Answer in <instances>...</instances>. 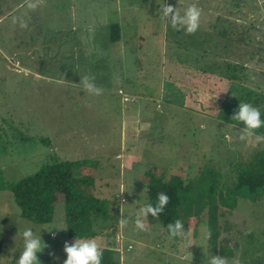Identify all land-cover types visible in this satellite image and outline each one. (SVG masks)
<instances>
[{
  "label": "rangeland",
  "instance_id": "1",
  "mask_svg": "<svg viewBox=\"0 0 264 264\" xmlns=\"http://www.w3.org/2000/svg\"><path fill=\"white\" fill-rule=\"evenodd\" d=\"M163 3L178 7L181 15L195 4L201 32L217 20L231 26L232 37L243 41L230 60L245 61L249 82L259 93L256 108L264 115V53L262 62L247 58L251 49L264 51V0H40L35 10L25 0H0V263L19 259L26 228L41 237L42 248L46 245L37 253L40 264L66 260L64 245L72 241L66 239L63 196H57L52 222L36 225L21 218L6 188L57 161H77L75 173L93 179L97 189L112 182L109 190L102 188L109 199L97 196L117 214L123 208L119 216L127 220L123 232L132 249L123 251L119 264H192L197 259L205 264L214 255L211 249L227 260L231 252L229 264L264 257V200L226 194L237 178L232 165L264 148V142L255 143L254 134L252 143L241 141L242 128L215 117L224 96L209 103L201 87L205 80L216 81L209 73L225 60L192 52L195 40L176 43L188 40V33H175L177 28L159 15ZM110 24L120 28L118 43H110ZM207 68L212 71L202 74ZM84 75L95 77L102 95L84 91L79 84ZM220 85L226 93L228 85ZM120 89L137 102L124 103ZM196 104H202L201 112ZM138 110L147 120L131 138L143 119ZM131 140L139 143L135 154L129 152ZM84 165L91 170L79 171ZM149 174L182 190L181 209L192 219L177 241L149 216L144 230L135 226L137 211L147 205ZM124 181L131 184L121 202L116 195ZM221 199L228 200L232 212ZM202 200L217 206L211 241Z\"/></svg>",
  "mask_w": 264,
  "mask_h": 264
},
{
  "label": "trees",
  "instance_id": "2",
  "mask_svg": "<svg viewBox=\"0 0 264 264\" xmlns=\"http://www.w3.org/2000/svg\"><path fill=\"white\" fill-rule=\"evenodd\" d=\"M109 27L110 43H118L122 37L120 28L115 24H110ZM183 30H185L183 27H178L175 33L182 34ZM232 35L231 26L222 24L221 20H217L214 24L209 25L208 29H202V32L198 29L192 34L185 35L188 40L176 43L186 45L191 39L195 40L192 43L193 47L191 46L194 49L192 52L197 54L202 52V55L225 60L222 68L217 72L213 71V74L209 73L217 77L216 81L209 79L210 81L205 80L202 82V94L209 103L214 102L216 95L219 97L223 95L224 98L219 104L220 110L215 117L226 123H233L236 127L243 129L244 125L238 121H232L231 117L238 109L240 103H249L257 107L259 93L256 91L255 86H251L252 82H249L245 61L237 57L238 62L230 60L233 56L235 57L233 49L243 41L238 37H232ZM193 37H197V39ZM262 53L264 51L260 48L251 49L247 58H249V61L255 59L262 62ZM210 71L212 70L209 68L202 69V74H207ZM248 83L250 86H247ZM220 84L228 85L226 93H223L224 87ZM184 99L186 100L187 97H184ZM188 101L185 102L191 104L192 100ZM197 106L200 108L195 109L202 110V104H196ZM261 120H264V115L262 114ZM254 135L264 136V126L255 130ZM233 166L236 168V170L232 169L233 171L235 170L237 178L231 187L227 188L226 194L237 199H246V195L254 196L253 199H250L253 201L261 199L264 196V148L255 149L248 155L247 160L239 159L236 165ZM77 167H80L79 163L70 161H57L45 164L33 174L27 175L14 183L7 184L6 188L12 193L21 218L36 225H47L52 222L54 204L57 196L62 195L64 198V223L67 237L74 241L77 237L95 238L100 235L105 242V247L101 250V264H116L113 247L114 238L111 237L116 234L118 227L117 211L115 213L105 201L97 199L93 195L90 179L76 174ZM147 176L149 177L146 185L147 205L156 204L159 192H165L170 197V202L163 213L160 214L159 219L152 217L151 214L148 216L160 221L165 234L175 241L178 236L171 237L166 228L167 225L174 220H180L185 225L190 218V216H185L181 209L182 204L179 192H182V190L163 182L155 175L149 174ZM209 191L212 193L213 189L210 188ZM227 201L221 199L220 203L232 210L233 208L227 204ZM216 209L217 206L210 203V201L202 200L201 212L205 210L208 214L206 222L208 233L215 227L211 216H213Z\"/></svg>",
  "mask_w": 264,
  "mask_h": 264
},
{
  "label": "clouds",
  "instance_id": "3",
  "mask_svg": "<svg viewBox=\"0 0 264 264\" xmlns=\"http://www.w3.org/2000/svg\"><path fill=\"white\" fill-rule=\"evenodd\" d=\"M25 3L29 9L35 10L39 6L40 0H25ZM159 15L170 22L173 28L183 27L188 34L196 32L200 26L201 11L195 4L189 5L184 10L183 15H181L178 7L163 3L160 4ZM94 80L95 77L84 75L81 76V82L79 84L83 87L85 92L100 96L103 94V89L98 88ZM231 119L232 121H238L244 125L242 131L239 132V139L248 143L253 142L252 138L255 130L264 126V120H261L259 109L249 103H240ZM227 127H232V125L229 124ZM261 142H264V136H256L255 143ZM169 202L170 197L165 192H159L155 205L148 204L137 211L135 220L136 228L144 230V220L147 219L149 214L159 219L160 214L163 213ZM119 223L123 227L127 224V220L122 216ZM183 227L182 221L174 220L169 223L166 228L171 237H177L186 235L183 231ZM203 230L205 229L202 228V231ZM20 235H22L24 247L17 260V264H40L37 253L41 252L46 247L44 244L42 248L41 237L36 236L31 228H26ZM208 235L210 236V232ZM64 252L67 258L63 264H101L102 251L98 237H77L73 242L65 243ZM206 264H229V261L222 256L213 255L208 257ZM232 264H240V262L236 259Z\"/></svg>",
  "mask_w": 264,
  "mask_h": 264
},
{
  "label": "crops",
  "instance_id": "4",
  "mask_svg": "<svg viewBox=\"0 0 264 264\" xmlns=\"http://www.w3.org/2000/svg\"><path fill=\"white\" fill-rule=\"evenodd\" d=\"M119 91H121V89L119 90ZM119 91H118V94H119ZM122 92V94L121 95H125V96H127V94H124L123 93V91H121ZM120 95V94H119ZM128 97V96H127ZM129 98H131L132 99V101H129V102H124L123 100V102L124 103H130V104H134V103H136L137 102V99L136 100H133L134 98L133 97H129ZM177 98H174V100H176ZM185 100V99H184ZM190 100V99H189ZM186 102H189L187 99L185 100ZM155 106L157 107V104H160V102H158V100H155ZM143 110V109H142ZM198 111H200L201 112V110H198ZM141 111H139L138 110V115H139V117H141V118H143L142 119V122H141V124L139 123V122H137L136 123V127H135V125H132L133 127H135V128H133L132 129V131H130V133H129V136L130 135H132V134H134V135H136L137 134V132H138V129H139V127H141V129H142V123H145V120H147V119H145V117L147 118V116L146 115H144V114H142V113H140ZM200 115V114H199ZM165 118V117H164ZM225 124H227L226 122H224ZM140 125V126H139ZM125 128H126V126H125ZM128 128V127H127ZM239 128V127H238ZM131 137V136H130ZM132 138V137H131ZM135 138V137H134ZM127 140V139H126ZM125 140V141H126ZM139 143H136L135 142V140H131L130 141V145H129V152H132L131 154H135V153H133L134 151H136V149H134V148H136V145H138ZM134 145V146H133ZM134 147V148H133ZM117 157V159L119 158V157H121L120 155H117L116 156ZM129 159V158H128ZM130 161H137V158H135L134 156H130ZM73 162H77V161H73ZM90 167V165L89 166H86V165H84L83 167H81L80 169H79V171L80 170H85V169H87V170H91V168H89ZM127 168L128 167H125V165L123 166V169L124 170H127ZM232 168L233 169H235L236 170V168H235V166H233L232 165ZM86 170V171H87ZM87 173V172H86ZM236 173V172H235ZM81 175V176H84V174H81V173H79L78 172V175ZM87 177V176H86ZM89 179H90V184H91V189H92V193H93V195L97 198V199H99L100 197H98L97 195H101V198L102 197H104V198H106V199H109V197L107 196V194H108V191L106 192V193H104V189H102L103 187H105V188H107L108 190L111 188L110 187V185L112 184V182L110 181V180H106L105 182H103V184L101 185L102 186V188H96L95 187V185H94V183H93V179H91L90 177H88ZM129 184H131L130 182H126V181H124V184H122L121 182H119V184H118V195H116V197H119L120 198V200L119 201H121V202H125V193H124V190L126 191L127 189H126V187L129 185ZM104 193V194H103ZM101 198H100V200H101ZM239 199H245V198H239ZM262 200H264V196L261 198ZM260 200V199H259ZM119 207H120V203H119ZM233 210H230V212H232ZM122 212H123V208H120L119 209V214H122ZM119 214H118V218L120 217V219H121V217L122 216H119ZM120 219H118V229H117V235L115 236V240H114V245H113V247H114V251H115V255H114V259H115V261H116V264H119V263H121V261H122V253H123V251H128L129 249H130V247H131V249H132V246H131V244H130V240H128V235L126 234V231L124 230V232H123V227L120 225V223H119V221H120ZM189 219H192L191 217L189 218ZM188 219V220H189ZM187 220V221H188ZM186 224H188V222L186 223ZM185 224V225H186ZM185 225H183V226H185ZM32 229V228H31ZM64 229H65V234H66V228H65V225H64ZM33 230V229H32ZM206 231H207V235H208V228H207V226H206ZM51 234H53L52 232H50L49 233V237H51ZM54 235V234H53ZM55 236V235H54ZM96 237H98L99 238V243H100V245H101V250L105 247V245H104V243L102 242V240L100 239L101 238V236H99V235H97ZM95 237V238H96ZM51 238H54V237H51ZM210 237H208V239H209ZM66 239L69 241L70 239L67 237V234H66ZM179 239V236H178V238H177V240ZM172 240V239H171ZM177 240H175V241H177ZM72 241V240H71ZM73 242V241H72ZM179 242V241H178ZM178 242H174V245L177 247L178 246ZM223 245V244H222ZM233 245V244H232ZM171 246V245H170ZM179 247V246H178ZM223 247V246H222ZM232 247H234L235 248V246L233 245ZM23 251V250H22ZM171 251H174L173 250V247H172V249H171ZM211 251H213V254L214 255H216V256H221V254H218L217 252H216V250H212L211 249ZM193 255H197L198 256V258H199V253L198 252H195L194 251V254ZM230 258H228L229 260V263L233 260L231 257H233V255H232V253L230 252ZM250 255L251 254H247L246 256H249L250 257ZM190 256H192V254L190 253ZM190 256L188 257L189 259H190ZM197 256H195V257H197ZM223 256V255H222ZM226 256H228V255H226ZM200 259V258H199ZM14 261H10V264H17V260L18 259H13ZM200 260H202V259H200ZM200 260H196V263H194V262H191L192 264H202V262H200ZM16 261V262H15ZM206 262H207V260H205V264H206ZM63 264V263H62ZM245 264H264V257H255V256H252V259L250 260V262H248V263H245Z\"/></svg>",
  "mask_w": 264,
  "mask_h": 264
},
{
  "label": "built area",
  "instance_id": "5",
  "mask_svg": "<svg viewBox=\"0 0 264 264\" xmlns=\"http://www.w3.org/2000/svg\"><path fill=\"white\" fill-rule=\"evenodd\" d=\"M119 94L121 95V94H122V92H121V91H119ZM122 100H123L124 102H129V101H132V99H131V98H129V97L125 96V95H122ZM51 237H54V235H53V234H51Z\"/></svg>",
  "mask_w": 264,
  "mask_h": 264
}]
</instances>
